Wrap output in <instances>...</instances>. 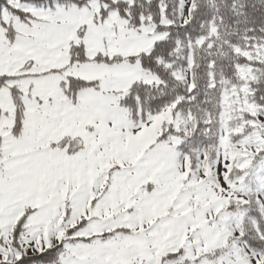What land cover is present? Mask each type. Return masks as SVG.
Wrapping results in <instances>:
<instances>
[{
    "label": "snow or ice",
    "instance_id": "obj_1",
    "mask_svg": "<svg viewBox=\"0 0 264 264\" xmlns=\"http://www.w3.org/2000/svg\"><path fill=\"white\" fill-rule=\"evenodd\" d=\"M0 264H264V0H0Z\"/></svg>",
    "mask_w": 264,
    "mask_h": 264
}]
</instances>
